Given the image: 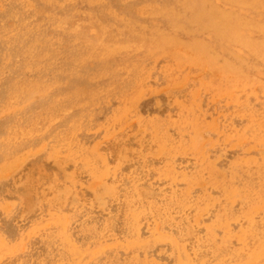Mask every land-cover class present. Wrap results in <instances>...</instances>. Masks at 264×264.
I'll return each mask as SVG.
<instances>
[{"label":"rangeland","instance_id":"rangeland-1","mask_svg":"<svg viewBox=\"0 0 264 264\" xmlns=\"http://www.w3.org/2000/svg\"><path fill=\"white\" fill-rule=\"evenodd\" d=\"M0 264H264V0H0Z\"/></svg>","mask_w":264,"mask_h":264},{"label":"bare ground","instance_id":"bare-ground-1","mask_svg":"<svg viewBox=\"0 0 264 264\" xmlns=\"http://www.w3.org/2000/svg\"><path fill=\"white\" fill-rule=\"evenodd\" d=\"M222 27H223V26H222ZM262 41H263V40H262ZM260 43H262V42H260ZM246 44H247V43H246ZM258 45H259V44H258ZM258 45H257V47H258ZM248 46H249V45H248ZM259 46H260V45H259ZM257 47H256V48H257ZM252 50H255V48H254V49H252Z\"/></svg>","mask_w":264,"mask_h":264}]
</instances>
